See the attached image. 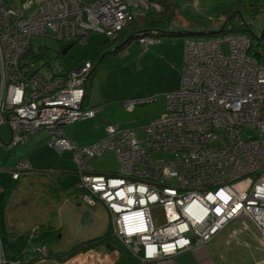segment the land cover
Returning a JSON list of instances; mask_svg holds the SVG:
<instances>
[{"label":"built area","instance_id":"obj_1","mask_svg":"<svg viewBox=\"0 0 264 264\" xmlns=\"http://www.w3.org/2000/svg\"><path fill=\"white\" fill-rule=\"evenodd\" d=\"M160 8L152 0H20L18 7L0 0V126L10 130L4 146L12 149L42 131L58 152L71 150L84 190L80 203L103 204L112 234L142 263L204 245L235 220L244 229L250 224L264 242V56L248 54L246 35L186 38L179 85L164 93L165 111L142 127V137L109 124L88 144L68 137L63 126L94 118L100 109L83 107L93 63L45 77L27 55L34 36L81 45L92 32L112 39L138 13ZM261 37L264 42V32ZM151 101L122 104L132 111ZM250 128L257 134L243 137ZM160 152L170 157L154 160ZM104 153L115 156V172L91 168ZM29 169L25 159L16 160L12 177ZM35 252L47 257L43 246ZM0 264L20 261H7L0 246Z\"/></svg>","mask_w":264,"mask_h":264},{"label":"rangeland","instance_id":"obj_2","mask_svg":"<svg viewBox=\"0 0 264 264\" xmlns=\"http://www.w3.org/2000/svg\"><path fill=\"white\" fill-rule=\"evenodd\" d=\"M5 1L16 5L19 0ZM173 1L178 5V15L171 25L173 31L187 30L190 24L202 23L207 20H209L207 27L216 29L226 13L230 11L232 4V0ZM246 1L253 2V0ZM244 19L260 36L264 26V15L254 18L244 15ZM104 38L103 33L92 32L86 44L76 43L67 50L64 56L58 57L62 52L63 43L49 37L34 36L31 40V54L44 53V56L36 60L35 64L40 67L42 75L50 77L53 74L72 69L75 64L84 60L95 63L98 60V43ZM185 39V36H178L175 38L163 37L157 40H164L161 52L163 54L164 51L167 52V59L163 58L160 52L158 53L161 58L156 59L149 54L139 55V51L135 48H127L126 53L119 52L104 58L92 79L91 87L92 99H99L103 107H100L96 112L95 118L82 119L65 125V131L80 136L79 141L82 142L97 138L105 125L117 124L120 128H131L137 138H141L142 127L151 120L157 119L165 111L164 91L173 85H177L180 79V71L177 67H173L170 61L173 63L174 58L177 57L178 62L183 61L182 44ZM41 42L44 44L42 48L40 47ZM152 44L144 45L139 41H133L128 47L140 45L143 47L142 49L146 50ZM133 93L136 95L142 93V98H152V101L138 105L132 111H128L122 106V101L133 98L139 99L140 96H130ZM92 99L90 98V105ZM256 134L257 130L250 128L243 134V137L255 136ZM0 136L3 138V143L9 141L10 130L6 124L0 126ZM46 140V133L40 131L33 134L26 143L12 149H7L3 143H0V186L6 195L2 198L0 193L1 247L11 242L13 238L10 233L12 232L18 235L28 231L27 240H30L32 236L38 235L39 231L35 229L38 228V225H50L58 229V234L57 232L52 234L51 240L42 242L36 239L26 244L23 261L27 264H50L51 262L49 259L39 258L42 252L36 254L34 251L36 245L45 246L47 252L52 254L62 253L80 241L103 234L108 225L112 224V218L103 205L97 204L88 207L78 203L75 199H65L64 196H61L60 201L47 197L43 189L46 182L52 180L58 184H68L79 180L80 177L72 172L76 169V164L71 158V152H58L54 147L49 146ZM168 157H170L168 153L153 154L154 160ZM15 159H25L30 165L29 175H21L19 180H12L9 170L12 161ZM90 165L98 172H111L118 168L116 158L111 153H104L93 158ZM37 174L39 175L36 176ZM24 197L27 198H25V202L21 203ZM160 209L159 206L153 208L154 217L158 216ZM233 225H237L240 231L244 229L239 221L237 224L228 225L225 229H231ZM247 225V230L244 232L250 235L247 232H251V226L250 224ZM84 254L79 253L77 255ZM243 254L246 255V258L242 260L243 264H256V255L252 250H245ZM77 255L65 262L71 261ZM231 255L232 257L236 255L239 257L238 252H231L230 257ZM132 256L136 259L137 264H140L139 258L133 254ZM84 264H89V262ZM95 264H100V262L96 259Z\"/></svg>","mask_w":264,"mask_h":264},{"label":"trees","instance_id":"obj_3","mask_svg":"<svg viewBox=\"0 0 264 264\" xmlns=\"http://www.w3.org/2000/svg\"><path fill=\"white\" fill-rule=\"evenodd\" d=\"M152 1L157 2L160 5L161 8L158 11L147 10L143 11V13H138L128 26L122 28V30L119 31L115 38L111 39L110 37L108 38L105 35L103 41L98 44V60L93 63V66L85 82V96L83 101V107L85 109L103 107L101 105H94L89 107L88 100L92 87V79L104 58L116 55L117 53L123 51L130 43H132L133 41H138L141 37H151L154 40H159L163 37L175 38L178 36H185L186 38L190 39H200L214 38L224 34H244L250 40V49L248 50V54L257 59H260L264 56V42L261 37L262 33L264 32V26L261 35L258 36L254 32L251 25L244 19V15H247L251 18L259 15H264V0H253V2L251 3L247 2L246 0H232L230 11L226 13V16L218 24V27L216 29H209L207 27L209 20H207L202 23H192L189 25V29L182 31L171 30V25L178 15L177 3H175V1L173 0ZM68 44L70 43L68 42L63 44V48ZM71 44H73L72 46H74L76 42H73ZM41 46L44 47V44ZM43 54V52L38 55H32L30 52L27 53V55L34 59V61L42 58L44 56ZM62 56L64 55H58V57ZM123 102L124 101H122V103ZM64 151H70L71 158L73 160L72 151L67 149ZM72 172H75L80 177L77 164L76 169H74ZM79 180L68 184H58L57 182L50 180L46 182L45 187H43L45 191H43L46 192L48 198L57 199L60 201L61 196H64L65 199L72 198L79 203L80 201L77 196L84 192V190L78 188ZM37 231H39L38 235L33 236L32 239H39L42 242L51 240V235L56 234L55 232H57L58 234V229L50 225H38ZM11 236L15 237L13 242H10L8 245L3 246V253L7 261L21 259L22 253L27 243L28 231H25V233L23 232L18 235H15L12 232ZM106 244L113 245L114 249L118 250V258L120 257L121 260H123L124 257H128L130 255V252L127 250V248L112 234L111 224L108 225V228L103 234L80 241L72 245L68 250L62 253L52 254L49 252V255L52 257L56 256L57 259H60V261H65L79 253H85L91 249H99L101 246ZM36 254L40 253L36 252ZM117 262L118 259L116 263Z\"/></svg>","mask_w":264,"mask_h":264},{"label":"crops","instance_id":"obj_4","mask_svg":"<svg viewBox=\"0 0 264 264\" xmlns=\"http://www.w3.org/2000/svg\"><path fill=\"white\" fill-rule=\"evenodd\" d=\"M19 1L17 2L16 5H14L12 3L11 4L13 6H15V7H18ZM152 43L153 44L150 45L148 47V49H146V50L142 49L143 47L140 46V45H133V46H129V47L127 46L121 52L122 53H126L127 48H135V49H137L139 51V55L149 54V55L154 56V59H156V58H161L160 54L158 53V52H160L163 55V58L167 59V52L164 51V54H163V52H161L163 50L162 49V45L164 44V40L163 41L155 40ZM173 44L175 46V42ZM85 61H89V60H85ZM78 64H80V63H78ZM78 64H75L74 67L76 65H78ZM170 64L173 67H175V68L177 67L178 70L181 71L182 60L178 62V57L174 58L173 63L170 61ZM99 68H100V66H99ZM69 70H71V69L64 70L62 72H66V71H69ZM178 85H179V81H178L177 85H173L170 89H167L166 91H170V90L176 88ZM166 91H164V93ZM141 94L140 95H136L135 93H133L130 96H132V97L140 96V97H138L139 99H145V98H142L143 95H141ZM91 96L92 95H91V92H90L88 105H90L89 102H90V98L92 99ZM134 99H136V98H133V100ZM127 100H129V99H127ZM108 103H110V102H108ZM148 103H150V102H148ZM92 105L93 106L94 105H101L100 104V100L99 99L96 100V99L93 98L92 101H91V105L89 107H91ZM165 107H166V105H165ZM63 129L65 131V126H63ZM65 133L67 134L68 137L74 139L79 144H88V143L93 142L95 140H98L99 138L104 136L105 127L103 128L101 134L97 138L90 139L89 141H82L81 142V141H79L80 136H75V135L69 134L66 131H65ZM1 139L3 141L2 137H1ZM64 152L62 151L61 153H64ZM16 160H18V159H15V160L12 161V165H13V163ZM12 165L9 168L10 171H11ZM91 168L94 170V168L92 166H91ZM28 171L29 170L23 172L21 175H24V176L25 175H29ZM115 171H111V172H115ZM95 172H97V173H109V171H104V172L95 171ZM21 175L19 176L18 179H14L12 177V173H11V178H12V180H19ZM38 175L39 174H37L36 176H38ZM2 189L3 188H1V186H0V193L2 194V198H4V197H6V195H5V192H3ZM25 198H27V197H24V199L22 198L23 201L21 200V203L25 202ZM98 204L99 205H103V204H100V203H98ZM108 214H109V212H108ZM109 216H110V214H109ZM230 224H237V220L232 221L228 225H230ZM227 226H225L210 242H208V243H206L204 245H197V246H194L193 248H190V249L180 250V251H178L175 254H171L169 256H165L163 258L147 261V262H144V263H142L141 260L139 259L140 260V264H243L242 260H244V258H246V255L243 254V251H245V250H248V251L252 250V252L256 255V260H255L256 264H257L258 261H259L258 264H264V242L261 240L259 234H257L253 230V228H251V230H250L251 232H247V233L250 234V235H248V234H246V232H244L247 229H243V231L237 230L235 232L233 229L238 228L237 225H233L231 227V229H225ZM10 236H11V233H10ZM12 238L13 239L11 240V242H13L15 237H12ZM32 238H33V236H32ZM32 238L30 240H27V243L29 241H32L33 240ZM0 246H1V243H0ZM3 246H5V245H2L1 250H2V254H3L4 258H5V255L3 253ZM37 246H41V245H36L35 248H34V251H35ZM24 251H25V249H24ZM24 251L22 253L21 259H16V260L20 261V264H27V262L23 261ZM88 251H91V252H88ZM88 251L84 255H77L68 264H84V263H87V262H89V264H95V260L96 259L100 262V264H115L117 259H118V262L116 264H137L136 259L133 258L131 253H130V255L128 257H124L123 260H121L120 257H119L120 258L119 259L118 258L119 253H118L117 249H114V250H103V248L100 247L98 249V251H96L95 249L94 250L91 249V250H88ZM231 252L232 253L238 252L239 257H238V255L233 256V257L231 255V257H230ZM89 253H90V255H89ZM243 255H244V257H243ZM44 259H49L51 261L50 264H58V262L60 261V259H57L56 256H54V257L50 256L49 252H47V257L44 258Z\"/></svg>","mask_w":264,"mask_h":264},{"label":"water","instance_id":"obj_5","mask_svg":"<svg viewBox=\"0 0 264 264\" xmlns=\"http://www.w3.org/2000/svg\"><path fill=\"white\" fill-rule=\"evenodd\" d=\"M72 45L73 44H68V45H66L63 49H62V52H61V54H66V52H67V50H69L71 47H72ZM102 248H103V250H114V246L113 245H110V244H106V245H103V246H101ZM96 251H98L97 249H96Z\"/></svg>","mask_w":264,"mask_h":264},{"label":"clouds","instance_id":"obj_6","mask_svg":"<svg viewBox=\"0 0 264 264\" xmlns=\"http://www.w3.org/2000/svg\"><path fill=\"white\" fill-rule=\"evenodd\" d=\"M94 250V249H93ZM96 250V249H95Z\"/></svg>","mask_w":264,"mask_h":264}]
</instances>
